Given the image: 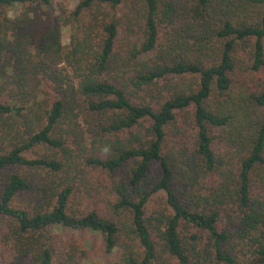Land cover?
Returning <instances> with one entry per match:
<instances>
[{
  "label": "trees",
  "instance_id": "16d2710c",
  "mask_svg": "<svg viewBox=\"0 0 264 264\" xmlns=\"http://www.w3.org/2000/svg\"><path fill=\"white\" fill-rule=\"evenodd\" d=\"M68 1L0 0V264H264V0Z\"/></svg>",
  "mask_w": 264,
  "mask_h": 264
},
{
  "label": "rangeland",
  "instance_id": "374dc122",
  "mask_svg": "<svg viewBox=\"0 0 264 264\" xmlns=\"http://www.w3.org/2000/svg\"><path fill=\"white\" fill-rule=\"evenodd\" d=\"M77 4L76 0H70L66 3L69 10H73ZM62 43H69V31L63 29ZM58 241L65 246L69 242H74L81 246L85 251V257L80 264H112L119 257V252L116 250L111 254H106L101 237L92 232H75L72 230L57 229L55 231Z\"/></svg>",
  "mask_w": 264,
  "mask_h": 264
},
{
  "label": "clouds",
  "instance_id": "9594fccd",
  "mask_svg": "<svg viewBox=\"0 0 264 264\" xmlns=\"http://www.w3.org/2000/svg\"><path fill=\"white\" fill-rule=\"evenodd\" d=\"M23 12H24V6L18 2H15V0H14V2L8 8L6 15H7L8 19L14 20L17 17L21 16L23 14Z\"/></svg>",
  "mask_w": 264,
  "mask_h": 264
}]
</instances>
